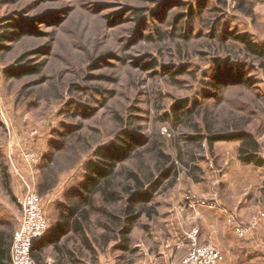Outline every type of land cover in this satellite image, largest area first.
I'll return each instance as SVG.
<instances>
[{"label":"rangeland","instance_id":"rangeland-1","mask_svg":"<svg viewBox=\"0 0 264 264\" xmlns=\"http://www.w3.org/2000/svg\"><path fill=\"white\" fill-rule=\"evenodd\" d=\"M13 19L21 29L2 48L3 26ZM246 34L264 43V0H0V231L11 225L15 232L25 198L35 192L50 223L47 233H52L66 220L64 211L86 179V163L97 160L94 151L119 146L120 132L129 130L147 142L122 168L137 170L145 162L143 168L154 171L155 148H162L176 162L175 186L167 189L169 179L155 195L157 213L142 217L128 251L121 246L119 227L102 214L118 213L126 199L110 207L96 197L100 211L82 221V231L60 239L64 263L185 264L190 235L199 230V243L220 251L222 264H246V234L261 220L255 216L246 225V200L239 197L246 195V187L236 188L238 196L229 199L232 211L222 210L226 218L219 221L226 229L229 257L209 239L212 217L204 216L206 239L200 240L202 228L197 227L203 210H216L219 195L225 198L227 179L248 176L238 160V144L217 143L211 149L206 142L188 141L210 137L207 124L216 134L245 128L261 144L264 157V70L233 40ZM227 63L234 74L244 70L253 89L216 88V67L224 70ZM37 64L42 76L8 78L12 70ZM152 65L156 68L149 71ZM170 71L179 74L173 77ZM178 102H186L191 116L175 120L172 108ZM79 128L70 143L75 150L57 153L59 165L46 175L49 157L63 147L61 134ZM29 154L36 161H28ZM4 168L11 195L2 181ZM233 168L240 174L228 176ZM46 176L55 185L44 194ZM249 176L261 177L254 171ZM106 226L117 230L108 244ZM45 255L56 252L49 248ZM253 257L264 264L263 252Z\"/></svg>","mask_w":264,"mask_h":264},{"label":"trees","instance_id":"trees-1","mask_svg":"<svg viewBox=\"0 0 264 264\" xmlns=\"http://www.w3.org/2000/svg\"><path fill=\"white\" fill-rule=\"evenodd\" d=\"M239 2L240 0H235ZM241 5V3H240ZM194 10H190V18L194 16ZM13 22H7L4 24L5 32L1 35L2 43L1 47L4 48V43L12 39L14 35L19 31L20 23L16 20ZM118 21H115V24ZM35 26V25H34ZM31 27V26H29ZM161 37V35H158ZM233 40L240 43L246 52V55L255 61H257L259 67L264 70V43L256 42L252 36L237 35L233 36ZM27 56L23 57L20 61L26 60ZM143 64V63H142ZM96 65V64H95ZM141 67V62H139ZM29 69L21 68V70H12L8 73V78L22 79L24 77L42 76L44 73L43 67L40 64L35 66H29ZM156 66L152 65L149 71H153ZM173 77L177 76L179 72H169ZM215 87L220 91L228 88L229 86H242L247 90H251L254 87L253 80L244 76V70L239 71L238 74H234L232 66L228 63L225 65L224 70L220 69V64L216 67V73L214 76ZM172 114L176 121H180L182 117L188 118L191 116L192 111L187 109L186 102H178L172 108ZM179 123V122H175ZM181 123V122H180ZM206 129L208 133H211L210 137L198 136L196 138H188V141L201 146L206 142L211 149L217 143H237L238 144V160L245 166L254 167L264 170V157L261 154V144L251 132L245 128H237L234 132H220V134L214 133L212 125L207 124ZM81 128L75 130H66L61 134L62 146L49 157V161L46 164V175L54 174L53 166L59 165V158L57 153L66 154L75 150L71 146V140ZM139 136L135 135L129 130H122L118 136L119 146L114 143L108 146H99L94 151L95 161H89L86 163V179L79 185L77 195H75V201L72 206H68L65 209L66 220L62 222L54 231L53 235H45L44 238L37 244L33 250V259L36 264H41L45 250L49 247H53L56 251L60 252L58 242L62 237L67 236L71 232L79 233L83 230L82 221H90L93 214H96L100 210L95 206L96 197H100L103 203L107 206L117 207L119 200L126 199L125 206L115 212H105L104 217L112 223V226L119 227V237L122 242V248L125 251L130 249L132 242V234L134 229L138 226L143 216L151 218L156 215L157 208L154 204L155 195L158 194L165 182L172 179L168 183L167 189H171L175 186L178 179V172L176 162L167 155L162 148H155L156 162L154 163V171L149 167L147 170L143 168V164L138 165L137 170H131L122 168L126 162L134 159V152L136 149H141L147 140L141 141ZM78 163V160H77ZM120 167V168H119ZM124 170V173L122 172ZM160 176L155 178V173ZM45 178V177H44ZM120 179V181H118ZM2 181L6 187L7 192L11 195V187L9 184L8 170L4 168L2 170ZM55 182L51 181L48 176L45 178V184L41 191L45 194L52 190ZM73 193H71L72 195ZM67 196L66 198H70ZM88 206V207H87ZM106 215V216H105ZM75 222L73 223L72 221ZM140 225V224H139ZM6 231H0V264H13L12 263V244L14 236V228L11 225H7ZM104 232L108 235L106 238V244L112 241V236H116L117 230L112 229L110 226L103 227ZM145 229L144 227H142ZM147 229V228H146ZM58 234V235H56ZM59 236V237H58ZM111 236V237H110Z\"/></svg>","mask_w":264,"mask_h":264},{"label":"crops","instance_id":"crops-1","mask_svg":"<svg viewBox=\"0 0 264 264\" xmlns=\"http://www.w3.org/2000/svg\"><path fill=\"white\" fill-rule=\"evenodd\" d=\"M246 170H248V176L246 179L242 178V179L234 180V178H231L230 181L227 179V183L225 184V190H224L226 193L225 198L222 195H219L220 198L218 200V205L216 207V210H203L204 212L201 213L202 219L200 220V223L197 225V227L202 228V235L200 236V240L206 239L205 238L206 228H203V226L205 227L207 226V220H204V216L212 217L214 222L212 223V232L210 233L209 239L215 242L222 250H224L225 254L229 257L230 252L228 251V244H227L228 238L226 236V229L225 227H222L220 225L219 221L220 222L223 221L224 223V218H226L225 216H223L222 210L226 211L230 209L232 211L231 209L232 205H230L229 199L234 198V196H238V189L236 188L242 187L244 189L246 187L245 190L246 195L245 193H241V194L239 193L240 194L239 197L243 195L241 199L246 200V225H249L251 223L252 218L255 216L261 219L259 224L254 228L250 229V231L246 234V257H247L246 264L252 262L259 264V262L255 261L254 257L253 258H249V257H252V255H255V257H257L260 253L262 252L264 253V198L262 199L264 193V170L250 166H246ZM240 171H241L240 168H233L232 171L230 170L228 171L227 175L231 176L232 174H235V172H238L235 174L238 175L240 174L239 173ZM252 171H254L255 173L257 172L260 173L261 177L259 180L258 179L254 180L249 176V173H252ZM257 196L259 197L258 202L256 200ZM50 234L53 235L54 233L49 232L47 233V236ZM59 243L60 242H58V245ZM49 248L54 249L53 247H49ZM49 248L45 250V253ZM55 252L57 257L47 256L44 253L41 264H66L64 263L66 257L64 251L61 249L60 252L56 250ZM67 264H74V262L72 263L69 262Z\"/></svg>","mask_w":264,"mask_h":264},{"label":"built area","instance_id":"built-area-1","mask_svg":"<svg viewBox=\"0 0 264 264\" xmlns=\"http://www.w3.org/2000/svg\"><path fill=\"white\" fill-rule=\"evenodd\" d=\"M28 161H36L34 154H29ZM202 206L204 203H200ZM50 223L45 214L41 197L32 192L28 194L23 203V218L20 226L15 230L12 244L13 264H36L33 259V250L44 238ZM239 236L244 232L237 228ZM199 230L190 235L191 251L185 264H222L223 255L210 243H199L197 240Z\"/></svg>","mask_w":264,"mask_h":264}]
</instances>
